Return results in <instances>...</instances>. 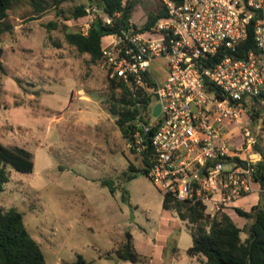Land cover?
I'll return each instance as SVG.
<instances>
[{"label": "rangeland", "instance_id": "rangeland-1", "mask_svg": "<svg viewBox=\"0 0 264 264\" xmlns=\"http://www.w3.org/2000/svg\"><path fill=\"white\" fill-rule=\"evenodd\" d=\"M87 1L65 0L40 19H32L27 2L9 12L14 29L0 34V142L31 153L35 167L24 173L3 165L10 179L0 192V210L14 207L24 214L48 264H69L78 255L94 264H116L115 250L125 233L153 242L162 217H177L180 257L190 260L195 225L164 208V194L148 173L141 170L127 179L130 164L143 165L129 149L118 116L107 109L110 80L99 63L66 41L64 24L70 30L81 27L65 17ZM136 2L132 21L137 26L163 8L160 0ZM62 10L60 26L45 27ZM84 94L90 102L79 100ZM259 138L264 150L262 129ZM104 180L114 182V192ZM171 256L169 248L166 257Z\"/></svg>", "mask_w": 264, "mask_h": 264}, {"label": "built area", "instance_id": "built-area-1", "mask_svg": "<svg viewBox=\"0 0 264 264\" xmlns=\"http://www.w3.org/2000/svg\"><path fill=\"white\" fill-rule=\"evenodd\" d=\"M88 1L86 14L74 18L84 34L94 21L114 25L121 17ZM160 2L166 15L151 27L140 30L130 21L103 36L99 64L110 81L149 98L128 147L141 161L152 148L148 174L154 184L164 197L197 204L214 219L259 184L261 121L251 114L264 89V0ZM251 25L257 50L233 56ZM221 50L227 54L216 61Z\"/></svg>", "mask_w": 264, "mask_h": 264}, {"label": "trees", "instance_id": "trees-1", "mask_svg": "<svg viewBox=\"0 0 264 264\" xmlns=\"http://www.w3.org/2000/svg\"><path fill=\"white\" fill-rule=\"evenodd\" d=\"M65 0H0V34L10 32L14 24L9 18V11L15 6L24 2L29 3L33 8V18L40 19L51 7H59ZM97 2L106 12L114 14L121 12V17L114 25H103L100 21H94L87 34L81 29L70 30L67 25L65 29L66 41L74 46L79 53L87 54L90 62L99 63L102 56L101 42L105 35L128 28L136 6V0H91ZM87 3L74 5L65 19L79 18L86 14ZM58 13L56 21H49L45 27L49 30L57 29L61 14ZM166 15V11L160 8L151 12L140 30L147 29L154 25L157 20ZM249 50H257L254 28L251 25L249 35L242 41L238 49L233 53L235 57H245ZM227 53L221 50L215 60L220 61ZM121 87L122 91L117 92ZM110 97L107 109L118 116L117 125L123 136L130 139L136 129L137 119L144 118L149 105L148 97H134L127 85L120 81H110ZM256 107L251 114L252 119L261 121V129L264 133V89L254 97ZM153 131H151V134ZM256 152L262 154V159L256 164L254 177L261 186L260 201L250 211L240 207L235 210L238 215L246 218L248 223L245 227H239L232 217L227 213H219L214 219L205 217L203 208L197 204H188L173 200L169 196L164 197L163 206L165 209H175L183 220H189L195 227L193 233V245L188 248L190 255L203 254L206 257L205 264H264V150L259 144ZM152 148L142 159L143 168H137L134 164L129 165L126 173L127 179L136 177L137 173L143 170L148 173L152 163ZM6 163L24 173L34 171V161L31 153L26 150L16 151L0 142V192L9 181V173ZM103 184L110 186L112 192L115 185L112 180H104ZM128 199V196H125ZM210 225L207 230L206 226ZM242 233L246 237H242ZM118 260L137 263L142 261V255L136 250L131 232L125 233L124 241L115 250ZM0 264H48L40 243L31 235L24 221V214L17 208L0 210ZM70 264H94L78 255V260Z\"/></svg>", "mask_w": 264, "mask_h": 264}, {"label": "crops", "instance_id": "crops-1", "mask_svg": "<svg viewBox=\"0 0 264 264\" xmlns=\"http://www.w3.org/2000/svg\"><path fill=\"white\" fill-rule=\"evenodd\" d=\"M89 1H87L88 3ZM11 10V9H10ZM10 12V11H9ZM134 14V12H133ZM10 17V13H9ZM74 22L76 21L74 18L70 19ZM133 20V16L131 21ZM133 22V21H132ZM85 92L84 90H78L77 93L81 94ZM74 90L71 91V99L74 100ZM79 100L90 102V97L88 95L79 96ZM1 108V107H0ZM261 145V141H260ZM262 148V145H261ZM263 149V148H262ZM35 167V162H34ZM260 184L255 186V191L250 193L240 199H238L232 209L227 211L235 223L239 227H245L248 223V220L236 212L235 208L240 207L246 211H250L251 208L258 204L260 201ZM179 229L181 233V228L178 225L177 217H162L161 221L158 224L156 236L153 242L143 243L142 241L138 240L133 232L134 245L136 250L142 255L143 260H148L149 264H204L206 262V257L202 254L193 255L190 257V260H182L179 253V245H178V236ZM123 242V241H122ZM193 245V244H192ZM191 245V246H192ZM172 249V256L171 258L167 259L166 252L168 249ZM130 261L118 260L116 264H127ZM72 263V262H71ZM70 264V263H69ZM131 264H138L131 262Z\"/></svg>", "mask_w": 264, "mask_h": 264}, {"label": "water", "instance_id": "water-1", "mask_svg": "<svg viewBox=\"0 0 264 264\" xmlns=\"http://www.w3.org/2000/svg\"><path fill=\"white\" fill-rule=\"evenodd\" d=\"M0 56H1V53H0ZM160 109H161L160 104L156 105V107L154 108V114H155V115H158L159 112H160ZM239 163H240L242 166H244V167H247V166H248L247 161H245V160H243V159H240V160H239Z\"/></svg>", "mask_w": 264, "mask_h": 264}]
</instances>
